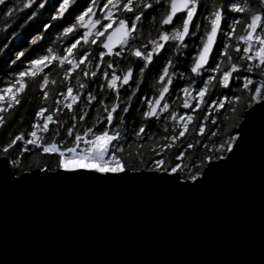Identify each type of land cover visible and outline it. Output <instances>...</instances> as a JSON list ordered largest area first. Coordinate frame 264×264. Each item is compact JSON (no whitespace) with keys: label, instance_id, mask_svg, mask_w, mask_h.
I'll return each mask as SVG.
<instances>
[{"label":"snow or ice","instance_id":"1","mask_svg":"<svg viewBox=\"0 0 264 264\" xmlns=\"http://www.w3.org/2000/svg\"><path fill=\"white\" fill-rule=\"evenodd\" d=\"M34 3L0 0L6 30ZM53 7L62 46L35 58L19 52L27 65L14 75L0 68V131L16 121L33 87L36 101L27 128L0 148L6 183L150 181L194 192L245 154L253 129L264 147V0H56ZM217 89L226 91L214 96ZM220 110L229 114L222 129ZM207 122L216 125L211 147L195 139ZM190 129L195 142L185 143ZM199 148L207 151L185 162ZM13 149L48 159L14 178Z\"/></svg>","mask_w":264,"mask_h":264},{"label":"water","instance_id":"2","mask_svg":"<svg viewBox=\"0 0 264 264\" xmlns=\"http://www.w3.org/2000/svg\"><path fill=\"white\" fill-rule=\"evenodd\" d=\"M8 169L14 178L37 172L17 175L10 160ZM0 264H264L258 130L236 163L194 192L150 181L0 178Z\"/></svg>","mask_w":264,"mask_h":264},{"label":"trees","instance_id":"3","mask_svg":"<svg viewBox=\"0 0 264 264\" xmlns=\"http://www.w3.org/2000/svg\"><path fill=\"white\" fill-rule=\"evenodd\" d=\"M13 3H16V0H12ZM44 3L45 8H40L39 4ZM56 3V0H35L31 9L21 10L19 13L14 14L13 18L8 21L7 30L5 27V21L2 14H0V68L3 69V72H8L9 76L14 75L12 69H22L27 65V60H25L24 65L20 64V61L16 59V56L19 52L23 51L26 56L31 54L32 58H35L38 55L45 54L46 49L48 47H52L54 49H59L62 45L58 37L62 29L59 25L62 23L61 21L51 20V16L54 15V7L53 5ZM27 12H33L34 15L31 17L24 19L25 14ZM23 19V23H20V20ZM12 29H15L14 31ZM154 34V33H153ZM35 40L36 44H33L32 41ZM64 43H67V39L64 40ZM5 62H7L5 66ZM2 75V74H0ZM7 79V77H4ZM224 89H217L214 96H219L221 92H225ZM233 91H236L233 89ZM35 88H31V91L28 96V100L23 104V106L19 109L16 121L9 122V125L6 129L0 131V148L3 147L6 140L9 138V133H16L19 130L26 129L28 124L30 123L33 110L36 106L35 101ZM178 101L173 107L178 105ZM183 111V109H179ZM217 116L218 124L221 129L225 127L229 121L225 120L224 117L228 116L227 112L220 110L215 113ZM171 126L169 125V128ZM216 130V125H212L210 122L206 123V135L204 137H195V134L192 133L191 129L185 138V143H194L195 139H201L202 143H206L211 147L213 140H216L215 137H211V131ZM157 135L162 134L163 125H160L157 128L153 129ZM195 137V139H194ZM131 139V137H130ZM30 147V146H29ZM135 151L134 145L131 149ZM128 146H126L125 158L128 157ZM207 149L199 148L188 150V155H186L185 162L193 159L196 156L204 154ZM151 153L148 151V142L145 141V149H144V158L148 159ZM2 156H0L1 158ZM18 157L20 159V165L18 167H13V170L17 175H21L24 172L31 171L36 169L37 163H43L47 160V157L40 156L36 154L35 151L32 153H20L15 149L11 150L9 155V160L12 158ZM130 162H133L130 160ZM29 166H31V170H29Z\"/></svg>","mask_w":264,"mask_h":264},{"label":"rangeland","instance_id":"4","mask_svg":"<svg viewBox=\"0 0 264 264\" xmlns=\"http://www.w3.org/2000/svg\"><path fill=\"white\" fill-rule=\"evenodd\" d=\"M235 90V89H234ZM180 111V110H179Z\"/></svg>","mask_w":264,"mask_h":264}]
</instances>
